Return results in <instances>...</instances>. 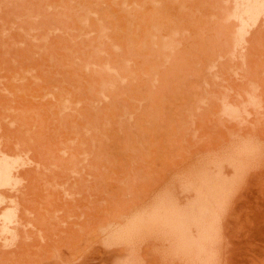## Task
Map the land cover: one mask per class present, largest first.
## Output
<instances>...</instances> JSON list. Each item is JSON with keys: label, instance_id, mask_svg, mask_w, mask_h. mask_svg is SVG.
<instances>
[{"label": "rangeland", "instance_id": "rangeland-1", "mask_svg": "<svg viewBox=\"0 0 264 264\" xmlns=\"http://www.w3.org/2000/svg\"><path fill=\"white\" fill-rule=\"evenodd\" d=\"M263 13L0 0V264H264ZM218 169L201 257L149 219L211 199Z\"/></svg>", "mask_w": 264, "mask_h": 264}, {"label": "bare ground", "instance_id": "bare-ground-1", "mask_svg": "<svg viewBox=\"0 0 264 264\" xmlns=\"http://www.w3.org/2000/svg\"><path fill=\"white\" fill-rule=\"evenodd\" d=\"M235 2H237L239 5H241L242 7V18L241 20H244V21H248V19H253L255 16H258V14L260 15V13H263L264 12V0H235ZM157 4V3H156ZM237 6V9H238V5ZM241 9V8H240ZM238 11V10H237ZM238 14V13H237ZM236 14V15H237ZM264 14V13H263ZM237 17V16H236ZM257 18V17H256ZM256 91V90H255ZM255 93V92H254ZM253 93V95H254ZM252 97H255V96H252ZM251 97V99H253ZM256 98H257V95H256ZM255 98V99H256ZM259 98V97H258ZM257 98V99H258ZM249 99V98H248ZM250 100V99H249ZM253 100L250 101V103L252 102ZM247 103V102H246ZM256 103V102H255ZM260 103V102H259ZM259 103H257V105H259ZM228 104V103H227ZM253 105V103H251ZM227 106V105H226ZM228 107V106H227ZM233 110V109H232ZM236 113V111H235ZM233 114V113H232ZM236 116V115H235ZM239 116V115H238ZM4 158V159H3ZM2 159L0 158V188H2L3 186H6V185H9L11 183V181L13 180L12 178V166L10 165L11 163H9V159L3 157ZM14 177V176H13ZM17 178V177H16ZM17 181V180H16ZM226 179L225 177L223 176L222 172L220 169H218L217 173H214L212 175H210V177H208L206 179V185L209 187V190L211 191V196L212 198L211 199H208L207 201H202V202H199L197 204H195L190 210H186V211H179L177 210L176 212H173V206L170 202V205L172 206L171 207V210L168 209V207L166 205L168 204H165V202L163 203L162 201V213H163V216L161 219H155V217H152V214H151V217L149 220H153L154 222H152V225L151 227L154 228V229H161V230H167V231H171L173 233H175L176 235V238H173L174 240L177 239L178 240V243L181 244V246L183 247V250H187V251H192L191 253L193 252H197L199 254L202 253V254H205L206 250L204 248V244H203V241H201L204 237H207L206 235L210 233H202V235H196V230H199V228H202L201 224H204V225H207V227L209 225H211L212 223H208V218H206V215L209 216V213L211 212V210H213V206L214 205V201L213 199L217 198L221 192H222V189H223V186L224 184L226 183ZM15 183V182H13ZM12 184V183H11ZM13 185V184H12ZM1 190H4V189H0ZM202 190V189H201ZM205 191V190H204ZM2 192V191H1ZM3 193V192H2ZM196 196V195H195ZM197 197V196H196ZM206 199V197H205ZM164 200V199H163ZM170 200V199H169ZM173 200V199H172ZM4 201V200H3ZM194 201H195V198H194ZM197 202V200H196ZM5 203V202H4ZM168 203V202H167ZM173 203V202H172ZM216 203H220V200H217L216 199ZM177 204V203H176ZM175 204V205H176ZM191 205L192 204V201L190 203ZM1 205V204H0ZM169 205V206H170ZM174 205V204H173ZM177 206V205H176ZM180 206V205H179ZM186 206H189V205H186ZM177 209H178V206H177ZM181 209V207H180ZM187 209V208H186ZM12 210V209H11ZM175 210V208H174ZM14 211V209H13ZM11 212L10 209L8 211V213ZM16 213V211H14ZM138 212V211H137ZM172 212V213H171ZM190 212V213H189ZM12 213V212H11ZM13 214V213H12ZM1 215V214H0ZM3 215V214H2ZM6 215V214H5ZM4 215V216H5ZM8 215V214H7ZM16 215V214H14ZM138 215V214H137ZM161 215V214H160ZM176 216L174 218V216ZM3 216V217H4ZM136 216V215H135ZM10 217V216H9ZM9 217L6 218L9 219ZM17 216H15L16 218ZM4 220V218H3ZM16 219H14L15 221ZM156 220V221H155ZM2 221V220H1ZM135 221L133 223V227H130V228H127L125 230H123L122 232L120 231L119 233V236L118 238H121V239H124V241H130V239L133 237V235L136 233H142V231H144L147 226H146V223L144 221V218H136V220H133ZM3 222V221H2ZM211 222V220H210ZM132 223V222H131ZM4 224V223H3ZM13 224V223H12ZM1 225V224H0ZM6 225V224H5ZM2 226V225H1ZM3 227V226H2ZM206 227V226H203V228ZM6 228V227H5ZM8 228V227H7ZM10 228V227H9ZM2 229V228H1ZM208 229V228H207ZM6 230V229H5ZM4 230V231H5ZM10 230V229H9ZM12 230V229H11ZM149 230V229H148ZM204 231H208V230H204ZM6 232V231H5ZM11 232V231H10ZM163 232V231H162ZM202 232V230L200 231ZM9 233V231H8ZM145 233V232H144ZM173 233H171L173 235ZM164 234V233H163ZM169 233V237L171 235ZM204 234V235H203ZM135 236V235H134ZM140 236V235H139ZM167 236V235H166ZM165 236V238H166ZM199 236V237H198ZM210 236V234H209ZM143 237V236H142ZM163 237V235H162ZM171 238V240H172ZM208 238V237H207ZM167 239V238H166ZM169 239V238H168ZM167 239V240H168ZM209 239V238H208ZM206 239V240H208ZM211 239V238H210ZM170 240V241H171ZM173 240V241H174ZM205 240V241H206ZM123 241V242H124ZM169 241V240H168ZM173 241L171 243H173ZM209 241V240H208ZM175 242V241H174ZM177 242V241H176ZM175 242V244H177ZM121 243V242H120ZM128 243V242H127ZM134 246H135V243L133 242ZM179 245V244H178ZM132 246V245H131ZM195 250V251H193ZM182 251V249H181ZM205 252V253H204ZM182 253V252H181ZM190 253V254H191ZM202 254H199L200 256ZM212 254V253H211ZM196 254V256H199ZM194 256V254L192 255ZM195 257V256H194ZM202 257V256H201ZM204 257V256H203ZM200 258V257H198ZM197 258V260H198ZM195 259V258H194ZM196 261V260H195ZM199 262H202L203 261H200L198 260ZM197 262V261H196ZM204 263V262H203ZM211 263V260L209 262H206V264H210ZM197 264V263H196ZM200 264V263H199Z\"/></svg>", "mask_w": 264, "mask_h": 264}]
</instances>
